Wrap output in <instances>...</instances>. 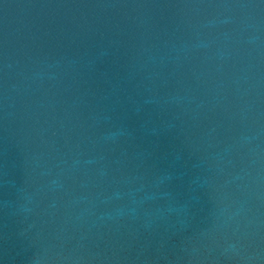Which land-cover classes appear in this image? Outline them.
<instances>
[{
	"label": "water",
	"instance_id": "obj_1",
	"mask_svg": "<svg viewBox=\"0 0 264 264\" xmlns=\"http://www.w3.org/2000/svg\"><path fill=\"white\" fill-rule=\"evenodd\" d=\"M0 264H264V0H0Z\"/></svg>",
	"mask_w": 264,
	"mask_h": 264
}]
</instances>
